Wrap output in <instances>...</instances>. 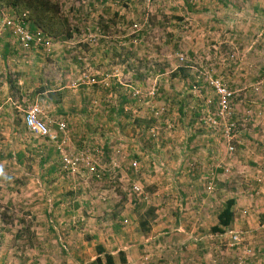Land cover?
<instances>
[{
  "label": "rangeland",
  "instance_id": "obj_1",
  "mask_svg": "<svg viewBox=\"0 0 264 264\" xmlns=\"http://www.w3.org/2000/svg\"><path fill=\"white\" fill-rule=\"evenodd\" d=\"M54 1L65 25L51 49L4 57L0 41V138L16 125L23 148L43 149L22 168L1 159L0 264H180V240L192 264H264V0ZM18 80L63 97L12 94ZM35 102L56 139L25 126ZM61 148L83 157L78 176Z\"/></svg>",
  "mask_w": 264,
  "mask_h": 264
},
{
  "label": "built area",
  "instance_id": "obj_2",
  "mask_svg": "<svg viewBox=\"0 0 264 264\" xmlns=\"http://www.w3.org/2000/svg\"><path fill=\"white\" fill-rule=\"evenodd\" d=\"M0 37L10 38V42L17 46V48L28 52H40L42 50H49L53 45V37L41 28L31 30L29 23L24 18L8 14L4 21L0 24ZM217 92L221 97V105L223 109H229L230 97L232 92L228 90L223 84H216ZM23 121L28 130L37 137H50L56 139L58 136L52 133L49 125V120L46 116L45 109L41 103H32L25 111ZM58 128L61 132H65L67 124L64 121H58ZM62 152L63 169L66 170L71 177L78 176L80 173V164L83 157L79 154H68L64 150Z\"/></svg>",
  "mask_w": 264,
  "mask_h": 264
},
{
  "label": "crops",
  "instance_id": "obj_3",
  "mask_svg": "<svg viewBox=\"0 0 264 264\" xmlns=\"http://www.w3.org/2000/svg\"><path fill=\"white\" fill-rule=\"evenodd\" d=\"M257 10H258V8H257ZM2 40H3V38H0V41H2ZM10 44L12 45V43L10 42V38L6 37L3 40L4 57H7L9 52H10V49H11V45ZM13 46H15V48H17L16 45L13 44ZM2 60L5 62L4 59H2ZM12 84H14V83H12ZM17 84H22V86L21 87H17V89H15V85L12 86L10 84L11 85L10 87L13 89V90L11 89L12 94H16L17 91L21 90V94H23V95L31 93V95H33L32 96L33 98H35L36 95H40V96H42L41 97L42 100L49 101V102L54 101V92H55V90H56V92H60V90L64 88L63 86H61L58 89L54 90V88H51L50 86H45V87H40L39 89H36V85H35L34 88H32L31 81L27 82V81H23V80L21 82L18 80ZM58 94H60L61 99H62L63 91H62V93L60 92ZM3 100H4V98H3ZM55 103L60 108V109H58L57 112L61 113V115L67 113L68 109H66L65 105L63 104L64 102H62V101L58 102L57 99H56ZM0 108H3V107H0ZM7 112L8 111H6V113ZM45 113H46V111H45ZM11 115L13 116L14 113L12 112ZM0 121H1V119H0ZM0 129H3V128L0 127ZM18 130H20L19 134L17 132ZM22 135H24V133L22 132V129H19L16 125H13L12 129H11V132L8 133V135H7L8 138L7 139H1L0 138V163H5L6 164V161L5 160H1V159H7V157H9L11 159L16 160L17 163H18V166L20 168H22V166H23L22 164L25 162L24 161L25 158L27 156H29L30 151H31V153L34 152L35 154H36V152L37 153L40 152V151L43 152V149L40 148V147H39V149L32 148V147H28V148L24 147L23 148V146H21V145H23V142H24V139H23ZM34 137L37 138L36 135H34ZM48 139L50 140V138H48ZM9 142H11V144ZM17 142H19V147H16V143ZM51 145H53V144H51ZM7 146L9 147L10 150H8L6 152ZM13 147H15V148H13ZM54 147H51L49 145L48 149L46 151L47 152L46 155H43V159H42L43 161L42 162H43L44 165L45 164L47 165V166H45V168H47V172H53L54 170H57V167H54L53 165H50V162L51 163L54 162V156H56L55 154L58 153V150L55 149ZM31 149H33V150H31ZM48 165H50V166H48ZM179 165H180V167H183V165H185V164L181 163ZM3 191H4V188H0V192H1L0 196H1V198H2V192ZM178 229L181 230V228L177 227V230ZM191 229H192V227H187V229L183 231L184 233L181 231L182 233H179V235L181 234V236H184L186 231L187 230H191ZM180 230H178V231H180ZM181 244H182V241L180 240L179 241V247H178L179 248L178 249V252H179V261L178 262L180 264H183L185 261L188 262L187 264L195 263V262H192L193 259H195L194 257L196 255L195 252L193 251L195 247H181Z\"/></svg>",
  "mask_w": 264,
  "mask_h": 264
},
{
  "label": "trees",
  "instance_id": "obj_4",
  "mask_svg": "<svg viewBox=\"0 0 264 264\" xmlns=\"http://www.w3.org/2000/svg\"><path fill=\"white\" fill-rule=\"evenodd\" d=\"M10 8L12 14L18 15L29 23L31 30L41 28L50 35L60 34L61 28L65 25L60 17L59 4L54 0H0V8ZM3 38V40L6 38ZM34 52V51H33ZM36 53V52H35ZM59 102V100H57ZM235 199L231 198L226 202L224 209L219 214V223L213 227L215 232H222L223 227L231 224L234 218L233 206ZM147 225V221H142ZM220 224V225H219ZM223 226V227H222ZM99 252H104L103 246L99 244ZM124 255V251H121ZM126 260L123 258V262ZM96 262L99 264H114V257L110 253L105 254V260L98 256Z\"/></svg>",
  "mask_w": 264,
  "mask_h": 264
}]
</instances>
